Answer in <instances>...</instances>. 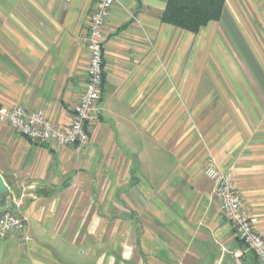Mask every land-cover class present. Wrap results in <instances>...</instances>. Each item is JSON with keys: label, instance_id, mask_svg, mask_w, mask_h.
Returning a JSON list of instances; mask_svg holds the SVG:
<instances>
[{"label": "crops", "instance_id": "1", "mask_svg": "<svg viewBox=\"0 0 264 264\" xmlns=\"http://www.w3.org/2000/svg\"><path fill=\"white\" fill-rule=\"evenodd\" d=\"M97 2L0 0V107L71 122ZM165 4L115 0L80 152L0 123V213L25 218L0 264H257L203 170L212 156L231 174L264 237V0H225L197 33L162 22Z\"/></svg>", "mask_w": 264, "mask_h": 264}, {"label": "built area", "instance_id": "2", "mask_svg": "<svg viewBox=\"0 0 264 264\" xmlns=\"http://www.w3.org/2000/svg\"><path fill=\"white\" fill-rule=\"evenodd\" d=\"M115 0H98L88 21L87 32L81 40L88 52L87 78L84 89L74 107L71 122L57 127L42 109L23 106L0 107V123H5L25 138L36 142H52L58 146L83 148L88 141L87 125L97 118L98 103L104 73L103 29ZM204 176L213 183L212 196L219 204L221 215L232 225L236 239L254 255L257 264H264V237L254 226L241 203L231 174L223 172L214 157L204 164ZM25 227V218L10 210L0 213V239ZM238 257V254L235 255Z\"/></svg>", "mask_w": 264, "mask_h": 264}, {"label": "trees", "instance_id": "3", "mask_svg": "<svg viewBox=\"0 0 264 264\" xmlns=\"http://www.w3.org/2000/svg\"><path fill=\"white\" fill-rule=\"evenodd\" d=\"M225 0H166L162 22L197 33L221 17Z\"/></svg>", "mask_w": 264, "mask_h": 264}, {"label": "rangeland", "instance_id": "4", "mask_svg": "<svg viewBox=\"0 0 264 264\" xmlns=\"http://www.w3.org/2000/svg\"><path fill=\"white\" fill-rule=\"evenodd\" d=\"M248 12L254 13L253 10H251V11L248 10ZM249 30H250L251 35L254 36L257 33V26H256V24L254 26H252V27H249ZM249 45H253L254 46V44H248V46ZM94 121H96V119ZM81 150H82V148H79V149L75 148V151L76 152H80ZM248 259L249 260H252V257L249 255L248 256Z\"/></svg>", "mask_w": 264, "mask_h": 264}, {"label": "water", "instance_id": "5", "mask_svg": "<svg viewBox=\"0 0 264 264\" xmlns=\"http://www.w3.org/2000/svg\"><path fill=\"white\" fill-rule=\"evenodd\" d=\"M9 192V187L5 183L3 177L0 174V195H5Z\"/></svg>", "mask_w": 264, "mask_h": 264}]
</instances>
